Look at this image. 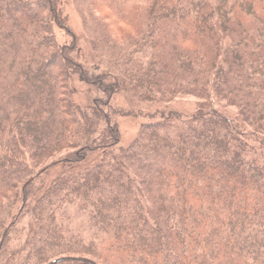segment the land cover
Segmentation results:
<instances>
[{"label":"trees","instance_id":"obj_1","mask_svg":"<svg viewBox=\"0 0 264 264\" xmlns=\"http://www.w3.org/2000/svg\"><path fill=\"white\" fill-rule=\"evenodd\" d=\"M96 3L119 34L145 30L93 71L56 41L59 0H0V264H264V0ZM74 81L100 95L76 105ZM119 93L131 112L200 101L116 147Z\"/></svg>","mask_w":264,"mask_h":264},{"label":"rangeland","instance_id":"obj_2","mask_svg":"<svg viewBox=\"0 0 264 264\" xmlns=\"http://www.w3.org/2000/svg\"><path fill=\"white\" fill-rule=\"evenodd\" d=\"M127 7L135 6L138 10L145 9L147 0H123ZM60 8L66 16L67 29L56 27L54 29L55 38L58 44L68 45L74 38L76 41V58L85 68H92L93 71L98 69V61L108 60L115 50L119 48H129L132 43L141 44L144 37L142 33L145 26L140 24V28L130 30L128 27H122V34L113 30L110 23L104 16V11L100 9L96 0H59ZM139 32V33H137ZM121 36V37H120ZM124 38V39H123ZM119 52L115 53V56ZM102 70V68L100 69ZM74 88L72 94L73 101L80 107H85L92 102V99L99 96V92L90 88L88 85L74 81L71 84ZM92 89V90H91ZM200 99L191 94L175 95L166 102H160L149 105H139L134 108L133 112L121 93L115 94L110 100V106L115 109L116 113L112 119L117 124L119 130V141L116 147H126L138 135L139 129L143 123L156 121L161 115L173 114L177 117L173 120L172 129L178 127L183 121L191 117L197 110ZM215 108L229 116L235 114L236 110L220 101H216ZM66 152H62L52 157L46 163L40 165L35 170L46 169L47 165L52 163L58 157H64ZM102 151L96 150L89 153L83 160L74 165L76 169L91 166L99 161ZM59 165L47 167L43 172L44 186L58 174ZM70 217V222L75 227L84 226L83 213H66ZM75 215V216H74ZM73 216V219L71 218ZM85 227V226H84Z\"/></svg>","mask_w":264,"mask_h":264}]
</instances>
